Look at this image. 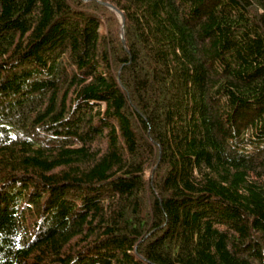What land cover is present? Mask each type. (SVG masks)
<instances>
[{
    "label": "trees",
    "instance_id": "obj_1",
    "mask_svg": "<svg viewBox=\"0 0 264 264\" xmlns=\"http://www.w3.org/2000/svg\"><path fill=\"white\" fill-rule=\"evenodd\" d=\"M0 264H264V0H0Z\"/></svg>",
    "mask_w": 264,
    "mask_h": 264
}]
</instances>
